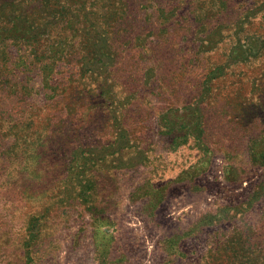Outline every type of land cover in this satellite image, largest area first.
Listing matches in <instances>:
<instances>
[{
	"label": "rangeland",
	"instance_id": "374dc122",
	"mask_svg": "<svg viewBox=\"0 0 264 264\" xmlns=\"http://www.w3.org/2000/svg\"><path fill=\"white\" fill-rule=\"evenodd\" d=\"M0 264H264V0H0Z\"/></svg>",
	"mask_w": 264,
	"mask_h": 264
}]
</instances>
